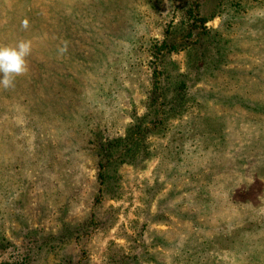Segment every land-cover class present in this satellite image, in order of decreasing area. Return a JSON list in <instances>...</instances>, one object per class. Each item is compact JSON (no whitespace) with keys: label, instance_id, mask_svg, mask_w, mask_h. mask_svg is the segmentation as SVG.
Segmentation results:
<instances>
[{"label":"rangeland","instance_id":"obj_1","mask_svg":"<svg viewBox=\"0 0 264 264\" xmlns=\"http://www.w3.org/2000/svg\"><path fill=\"white\" fill-rule=\"evenodd\" d=\"M20 39L0 264H264V0H0Z\"/></svg>","mask_w":264,"mask_h":264},{"label":"clouds","instance_id":"obj_2","mask_svg":"<svg viewBox=\"0 0 264 264\" xmlns=\"http://www.w3.org/2000/svg\"><path fill=\"white\" fill-rule=\"evenodd\" d=\"M28 18L21 21V28L28 30ZM68 51V43L62 42L58 46V55ZM33 52V42L30 39H20L14 44H0V88L12 90L19 77L25 76L30 70L29 57Z\"/></svg>","mask_w":264,"mask_h":264}]
</instances>
